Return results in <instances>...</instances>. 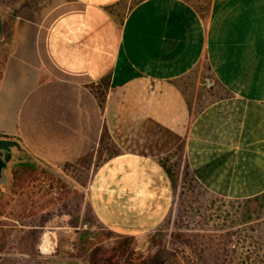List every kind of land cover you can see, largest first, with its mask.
Returning <instances> with one entry per match:
<instances>
[{
	"label": "crops",
	"instance_id": "obj_1",
	"mask_svg": "<svg viewBox=\"0 0 264 264\" xmlns=\"http://www.w3.org/2000/svg\"><path fill=\"white\" fill-rule=\"evenodd\" d=\"M22 1L0 0V137L57 164L107 133L90 201L109 228L168 218L162 159L182 144L211 192L264 193V0H46L30 15Z\"/></svg>",
	"mask_w": 264,
	"mask_h": 264
},
{
	"label": "rangeland",
	"instance_id": "obj_2",
	"mask_svg": "<svg viewBox=\"0 0 264 264\" xmlns=\"http://www.w3.org/2000/svg\"><path fill=\"white\" fill-rule=\"evenodd\" d=\"M46 0H24L30 15ZM40 15V13H39ZM206 71L198 66L191 73ZM95 85L100 98L108 86ZM97 152L66 163L28 151L0 183V264H264V193L245 199L208 190L190 169L185 146L164 156L172 173V212L159 226L132 234L104 224L90 201L96 168L115 150L105 134Z\"/></svg>",
	"mask_w": 264,
	"mask_h": 264
},
{
	"label": "water",
	"instance_id": "obj_3",
	"mask_svg": "<svg viewBox=\"0 0 264 264\" xmlns=\"http://www.w3.org/2000/svg\"><path fill=\"white\" fill-rule=\"evenodd\" d=\"M27 151L22 142L16 138L0 137V183L7 182L10 162L18 153Z\"/></svg>",
	"mask_w": 264,
	"mask_h": 264
},
{
	"label": "trees",
	"instance_id": "obj_4",
	"mask_svg": "<svg viewBox=\"0 0 264 264\" xmlns=\"http://www.w3.org/2000/svg\"><path fill=\"white\" fill-rule=\"evenodd\" d=\"M103 99V98H102ZM105 134H107V133H104V136H105ZM162 161H163V159H162ZM164 162V161H163ZM165 164V163H164ZM166 165V164H165ZM166 167L168 168V166L166 165ZM168 170H169V168H168ZM169 172H170V176H171V178H172V173H171V171L169 170ZM172 181H173V178H172ZM173 184H174V182H173ZM106 259H107V256H105V258H102V259H99V260H97V262H96V264H106ZM165 263V262H164ZM164 263H157V264H164ZM130 264H137V263H133V261H131L130 262ZM144 264H154V263H152V262H150L149 260H145V262H144ZM171 264H177V263H171Z\"/></svg>",
	"mask_w": 264,
	"mask_h": 264
}]
</instances>
